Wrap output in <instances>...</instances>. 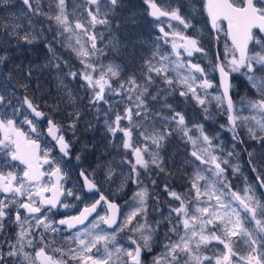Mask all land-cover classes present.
Instances as JSON below:
<instances>
[{"label":"snow or ice","instance_id":"obj_1","mask_svg":"<svg viewBox=\"0 0 264 264\" xmlns=\"http://www.w3.org/2000/svg\"><path fill=\"white\" fill-rule=\"evenodd\" d=\"M0 3L7 4L9 0ZM22 4L27 10L24 15H43L55 24L54 39L59 38L62 46L82 65L79 71L70 68L57 76L58 88L67 97L64 102L74 109L68 113V128L76 129L81 112L77 97L64 83V76L83 82L81 88L86 90L87 107L99 113L100 105H108L104 124L114 138L109 143L125 150L121 164L129 166L118 191L126 183L135 184L137 190L127 212H122L120 205L101 193L77 214L53 219L60 209L74 207L62 197L82 199L72 189H65L62 182L67 173L61 161L71 156V142L65 138L64 125L52 113L41 110L35 95L28 94L30 87L24 79L33 75L31 65L21 79L14 77L11 70L0 73V264L9 261L12 264H69V261L71 264H144L142 255L152 252L162 225L167 226L162 251L152 258L151 264H264V191H261L264 172L258 166L256 150L247 151L246 147L248 141L256 142L261 149L259 164L264 165V0H204V11L216 38L224 32L222 22H226L224 34L231 41L223 58L217 55L210 69L218 73V82L201 63L192 59L197 53L209 55L200 39L186 35L172 23L178 22L183 30L194 27L192 19L181 14L182 5L144 0L148 15L160 22L156 25L161 34L157 41L170 44L171 51H163L156 43L155 50L144 61L140 77L129 76L118 86L113 81L120 76L119 65L97 62L102 49L97 47L98 35L94 30L98 25L110 28L111 15L121 6V0H79L71 13L67 0H51L49 13L43 12L40 0H22ZM192 8L195 10V5ZM162 18L167 19L170 31L162 26ZM6 27L11 29L8 36L18 41L17 50L20 41L32 44L37 39L38 34L31 31L21 35L19 23ZM8 44V40L0 41V66L7 67L14 57ZM110 45L113 51H119L120 41L112 39ZM46 47L51 56L44 67L61 71V57L56 55L51 43ZM16 69L22 70L23 65H16ZM238 78L242 80L234 84ZM241 84L254 90L255 95L241 97L237 102L233 100V92ZM154 87L155 94L151 91ZM177 90L181 97L191 96L206 120L213 118L209 106L215 103L218 113L226 117L219 127L231 133V147L223 141L216 143L220 133L209 135L203 124L189 127L185 114L167 103V96ZM109 97L120 100L112 101ZM149 99L164 102L156 110L149 106ZM121 105L122 110H118ZM56 111L59 105L53 107V112ZM242 111L249 114L242 115ZM45 119L47 135L55 142L53 147H58L59 158L51 156L52 148L42 149L39 140L33 138L32 134L41 135L38 125ZM118 134L120 143L116 144ZM174 134L192 146L193 159L185 161L193 167L188 176L190 187L180 192L165 183L164 203L168 211L165 215L161 201L154 198L157 206L153 211L161 219L153 223L148 212V201L153 197L148 187L140 186L144 183L140 170L149 177L153 168L157 174L171 175L160 153ZM241 145L245 146L248 164L256 176L253 183L244 177L243 188L238 189L227 173L231 169L237 179L242 175L240 164L233 163L240 158L237 148ZM128 152L131 157L127 156ZM76 159L79 161L81 157L77 155ZM44 165L50 170H42ZM115 172L108 164L105 179L111 181ZM79 175L89 193L99 191L97 181L90 178L94 173L81 169ZM151 182L153 186L157 184L155 178ZM13 227L15 236L10 238L8 233ZM125 232L130 233L127 247L118 239ZM58 238L66 246H58ZM214 244L223 247L208 255ZM241 245L245 248L243 253L239 250ZM28 248L34 255L26 251Z\"/></svg>","mask_w":264,"mask_h":264},{"label":"rangeland","instance_id":"obj_2","mask_svg":"<svg viewBox=\"0 0 264 264\" xmlns=\"http://www.w3.org/2000/svg\"><path fill=\"white\" fill-rule=\"evenodd\" d=\"M45 1V6L44 12L49 13V4H51V0H44ZM43 2V0H40V4ZM79 0H67L68 4V11L71 13L73 11V7L76 3H78ZM144 2V0H143ZM157 2L161 5H164L168 2H171L173 6H176L177 4L182 5L181 7V14L188 16L189 19H192V23L194 25L193 28L188 29V30H183L182 25H178V22L173 21L172 23L174 25H177L178 30L185 31L186 35L189 36H194L198 37L201 41V44L204 46V48L208 51L209 55L207 57L203 56L202 54L197 53L192 59L194 62L201 63L202 67H205L206 70L209 71V76L214 77L215 80L217 81V75L216 72L210 71L212 66L216 62V57L219 55L221 58L224 56L225 52V47L230 46L229 43H226L225 41V34L224 32H221L219 35V46L215 47L214 42H213V36L212 34L207 30L208 28V22L205 16V11H204V4L203 1L201 0H157ZM9 5V6H5ZM146 5V4H145ZM192 5H195V10H193ZM24 7V9H22ZM54 7V5H53ZM26 6L22 4V0H9V3L4 4L0 3V29L2 28V31L0 30V41L8 40L9 44L7 45L8 48L11 50L16 49L17 45H13L15 38L9 37L5 35V29L11 30L10 28L6 27L8 25H13L15 23H19L21 25L19 32L22 35L24 32L31 31L33 34H38L37 39L32 43V44H26L22 41L19 42V47H28L29 49H35L38 48L40 51L41 56L38 58H35L34 63L31 64L33 68V74L34 73H40L43 78L49 79L52 81L57 88V90L62 94L63 99L66 100L67 97L64 95V93L58 88L59 81L57 80V76H62L64 73H67L69 69L73 71H79L82 68V65H80L78 59L75 57L74 54H72L67 48L62 46L60 43L59 38L54 39L55 32H56V27L55 24L52 21H49L46 19V17L42 15H33L31 13H27V15H24L25 13ZM146 11H147V17L149 19V25H146V31H147V39L145 38L146 42V50L147 53L144 52L141 57V68L140 71L138 70V77H140L142 67L144 64L145 59L149 58L151 56V53L155 50V44L159 43L161 45V49L165 52H170L171 51V46L170 44H165L163 40L157 41V37L160 36V32L158 27L156 26L159 21H155L152 17L148 15V9L146 5ZM116 13V11H115ZM114 13V14H115ZM29 17H32V20L34 21L35 24H46L45 29H40L36 28L34 26V23H29ZM194 17V19H193ZM163 20V25L165 27L166 31H170L168 28V21L166 18H162ZM112 21V18H111ZM147 22V18H144V24ZM223 26V25H222ZM101 28H103L104 35L98 36L97 39V47L102 49V54L98 56L97 62L98 64L102 65H108L110 63L119 65L120 67V76L113 81L114 86H118L121 80H126L129 75L125 76V70H129V67H131L132 62L134 61L135 65V59L137 57L136 55V46L129 48L128 50H124L122 54H120L118 57L122 58V61L120 59L115 58L116 61H111L110 58L113 56V49L108 52V43L110 40H112L115 36L116 33L112 32L109 34L110 30H106L107 27L98 25L94 31H99ZM224 29V26H223ZM96 33V32H95ZM97 34V33H96ZM12 39V41H11ZM116 39V38H114ZM127 40L132 41L134 40V32L130 33L128 36ZM40 41L43 43L39 45ZM120 41V40H118ZM228 42V41H227ZM51 43L52 47L55 49L56 55L61 57V71H57L56 68L54 67H44V65L48 64L49 58L51 56V53H49L48 48L46 47L47 44ZM121 43V42H120ZM121 47V46H120ZM44 48V50H42ZM28 50V49H27ZM18 52L14 55L11 60V63L7 66H0V73H7L8 71H12L13 76L17 77L18 79H21L24 77V75L27 72V63H22L19 61V59L23 58L26 52ZM121 51V50H120ZM29 59H34V57H29ZM64 61H67V65L64 64ZM11 65V67H10ZM16 65H23L22 70H17ZM127 65V67L125 66ZM32 77V76H31ZM31 80H34L31 78ZM242 80V78H238L237 80H234L233 83L237 84L239 81ZM30 79H24L25 83H28ZM35 81V80H34ZM218 82V81H217ZM64 83L67 84L68 88H70L73 91L74 96L77 97V105L79 107V110L81 112V117L80 118H85V121H81L82 125L86 123V130L92 131L95 129H100L104 134L107 135V137L110 140H113L114 138L111 137V135L107 132L106 126L104 124V111L107 110L108 105H100L99 106V113H97V109L87 107V96L85 94V89L81 88V84L83 83L79 78L73 80L70 77L64 76ZM78 86V88H77ZM66 91V90H65ZM153 94H155L156 89L155 87L151 89ZM212 91V90H209ZM40 94L39 91H37L36 87H34L32 90H29V95H35L37 98V102H46V98H38V95ZM80 93V94H76ZM42 94V93H41ZM215 94V92H213ZM47 96L53 95V94H46ZM174 97L176 98L175 100L177 101L176 103L179 102V104L183 107H173L177 111H180L185 114V117L187 118L190 116V124L189 127H191L193 124H203L205 126V129L209 135H215L217 132L220 133V140H217L216 143H221V141L225 142L228 144L229 147H231V133H227L224 131L220 130L219 125L222 123L226 122V117L224 115H220L218 113V110L215 107V103L213 102L209 107H210V112L212 114V119H205L204 118V113L202 109L196 104L194 100H192L191 96L189 95L188 98L181 97L179 95V90L173 93ZM255 95L254 90L248 89L245 86L241 84L239 87L238 91L233 92V100L234 101H240L241 97L248 96V97H253ZM82 98V99H80ZM110 100L112 101H119L120 97H109ZM53 101V100H52ZM164 101H151L149 99L148 103L149 106L159 110L161 104ZM60 103L61 105H67L70 106L66 103L62 102H56ZM167 103H170V99H167ZM71 107V106H70ZM123 105L120 106V109L122 110ZM237 108H240V105L237 104ZM72 111L74 109L72 108ZM242 115H248L249 113L247 111H242ZM114 118V117H113ZM124 124H127V121H124ZM176 135V134H175ZM243 135V132H242ZM176 137L179 140H182V143H186L179 135H176ZM245 139L247 140V137L245 135ZM168 141H166L165 145L167 144ZM115 143L119 144L120 143V135L118 134L117 138H115ZM189 144V143H187ZM108 145L110 146V150L105 154L104 157L100 160L102 153L94 158L93 160L98 161L97 163H91L89 159H86V171L87 173H94V175L90 176L91 179H94L97 181V185L99 186L101 192L111 200L116 201L120 206L122 212H127L128 211V204L131 203V197L133 193L137 190V186L135 184L131 183H126L124 184L122 190L118 191V188L120 187L121 180L123 178V174H127L129 172V166L121 164L122 158L125 156V150L122 147H114L112 144L108 142ZM190 146V152L192 150V146ZM247 150H248V142H247ZM256 148L260 149L259 145L255 146ZM86 150V147H84ZM238 151V149H237ZM240 152V151H238ZM161 154V153H160ZM128 157H131V153H127ZM180 158V156H179ZM248 158V157H247ZM193 159V158H192ZM190 159V160H192ZM239 163L242 169V175L240 176L239 179L234 177L232 175L231 169L228 170V176L231 178L232 184L238 188L242 189L244 185V177L248 178L249 183L255 182V174L253 177H251V174L248 172V170L245 168L244 163L239 159L238 161L234 160L233 163ZM197 164L199 163L198 161L196 162ZM77 164V168H85L84 166V160L81 158L79 161H75V165ZM108 164H111L113 168H115L116 172L111 181H107L105 179V169ZM190 170L188 172V176H190L193 172V167L190 165ZM75 168V170H77ZM168 171L171 173V175H174L175 178V187H173L174 190L180 191V192H185L189 187V180L188 176L185 177V174L180 175L177 172V167L176 166H168ZM141 171V179L144 181L143 184H141V187H148L150 196L153 197V199H149L148 205H149V221L153 222L157 219H161L158 213H155L153 211V208L156 207V197L159 198L161 201V210L167 214L168 207L167 204L164 203L167 200L166 193L163 192V186L159 187L158 184L155 186L152 185L151 178H156L157 175L149 177L147 173L144 172L143 169ZM152 172H157L156 169H152ZM153 173H151L152 175ZM73 175V174H72ZM166 175V174H165ZM210 175V174H209ZM74 182L76 185V180L75 177L76 175L74 174ZM170 176V175H166ZM184 179V181L182 180ZM184 182V184L181 186V184ZM77 186V185H76ZM77 194H79L80 189L77 187V190H75ZM89 199H93L92 196L86 197V202L89 201ZM127 202V203H126ZM62 211V210H60ZM68 211V209H66ZM102 211V210H101ZM121 219L123 217L121 216ZM167 231V226L162 225L161 228L159 229V239L158 242L155 244L153 247V250L151 253H144L142 255V258L144 260V264H151L152 258L156 255H158L162 251V245L164 243V234ZM130 235V233H122L119 236V241L121 244H124L126 247L128 246V240L127 237ZM175 239V237H174ZM222 245H215L213 246L212 250L209 251L207 254L212 255L213 252L217 250V248L222 249ZM240 252L243 253L245 251V248L243 245L240 247ZM125 259H127L125 257Z\"/></svg>","mask_w":264,"mask_h":264},{"label":"trees","instance_id":"obj_3","mask_svg":"<svg viewBox=\"0 0 264 264\" xmlns=\"http://www.w3.org/2000/svg\"><path fill=\"white\" fill-rule=\"evenodd\" d=\"M200 3H201V0H200ZM41 5H42V10L44 12V8H43L45 6L44 0L41 3ZM5 6H9V5H5ZM22 9H24V7ZM133 17H134V22L132 19ZM111 18H112L111 26L110 28H106V30H110L109 34H111L112 32L116 33V36L114 38H116L115 40H120L121 52L123 53L124 50L126 51L129 48L134 47V46L137 47L136 48L137 57L135 59L136 63L134 65L133 64L134 61H133L131 64L132 65L131 67L132 69H135L136 73H138V70L140 71V68H141L142 54H144V52L147 53L146 45H145V42H146L145 38L147 39L148 37H147V31H146L145 26L149 25V19L147 17L146 5L144 4L143 0H121V6L116 10L115 14L111 15ZM144 18H147V22L145 24H144ZM31 22L34 23V21L32 20V17H31ZM34 26L36 28L40 27V29L44 30L46 24H35L34 23ZM0 30L2 31V28ZM207 30L210 32L209 28H207ZM8 31L9 30L5 29L6 36H8ZM104 31L105 30L101 28L99 31H95V32L97 33L98 36H101V35L103 36ZM132 32H134V40L129 41L127 40V38ZM13 40H14L13 45H17L18 41L16 39H13ZM225 41L226 43H228L226 35H225ZM42 43L43 42L40 41L39 45ZM108 45H109L108 48L110 51L112 49L110 45V41ZM218 46L219 44H217V47ZM26 50L28 52L23 54L24 57L19 59V61L22 63H27V66H29L32 63H34V60H36L35 58H38L41 56L38 48L29 49L28 47L20 46L18 50L16 48V49H13L12 52L15 55L18 52L24 53V51ZM42 50H44V48ZM117 52L118 51H114L113 53H115L116 55ZM112 56H113L112 58L110 57L108 58L111 60H114L115 59L114 54ZM29 57H34V59H29ZM11 60L12 59L9 60L8 65L11 63ZM31 78L34 79L35 81L31 80ZM31 78H30V81L28 82L30 90L36 87L37 91H39L40 94L41 93L42 94H61L55 87L54 83L50 81L49 79L43 78V76L40 73H34ZM76 94H80V93H76ZM167 99H170V103L173 107L181 106L179 102L176 103L177 101L175 100L176 98L174 97L173 94L167 96ZM186 121L188 124H190V116L186 118ZM109 141L110 139L100 129H95L89 132L86 130V159H89L91 163H97L98 161H95L93 159L102 153V156L100 158L101 160L102 157H104L105 154L110 150V146L108 145ZM256 145H258L256 142L248 141L247 151H253L254 149L256 150L258 166H260L261 171L264 172V165L259 164V160H260L259 153L261 149L256 148L255 147ZM244 147L245 146L241 145L237 148L238 151H240L239 159H241V161L244 163L245 168L251 174V177H253L255 173L251 171V167L248 164V158H247L248 156H247V152L244 151ZM161 156L164 158L165 167L167 169L169 165L176 166L177 172L180 175L185 174V177L188 176V172L191 167L190 165L185 164V161L192 159V157L190 156L189 144L182 143V140H179L174 134L171 137H169L166 146H164L163 149L161 150ZM152 173L153 174L151 176L157 175L155 179L157 180V184L159 187L163 186L165 183L169 184L171 188L175 187L176 183H175L174 175L166 176L164 173H159V174H157V172H152ZM182 180L184 181V179Z\"/></svg>","mask_w":264,"mask_h":264},{"label":"flooded vegetation","instance_id":"obj_4","mask_svg":"<svg viewBox=\"0 0 264 264\" xmlns=\"http://www.w3.org/2000/svg\"><path fill=\"white\" fill-rule=\"evenodd\" d=\"M37 95H38V98L39 97L46 98V102L44 103L39 102L41 106V110L52 113L56 121L64 125V135H65V138L71 142L72 151H71L70 157H65L61 161V166L64 169V171L67 173V177L62 182L64 184L65 189H72L75 194H77L75 190H77V187H78L80 189V192L77 195H80L82 197L80 201L75 200L74 196L66 197V198L62 197L65 203L72 204L74 205V207L69 208L68 211H66V209H60L62 211L59 210V212L55 216L52 217L53 219H59L61 218V216L65 214H77L79 210L85 206V204L94 202V200L98 198L99 192L100 193L102 192L99 186L97 185V187L99 188L98 192L92 193V194H86V191L84 190V187H83V178L79 175L82 168H77V164L75 165V161L77 163L76 156L79 155L84 160L85 168L83 169L86 170V150L84 149V147H86V123L84 125H82L81 123V121H85V118H80L77 121L76 129L71 130L68 128V123H69L68 113L72 112V107L67 106V105L66 106L61 105L60 103H56V102L65 103L64 102L65 100L63 99L62 94H53L50 96H47L46 94H37ZM56 105H59V111L53 112V107ZM22 127L24 128L25 131L28 130L27 126H22ZM46 127H47V120L45 119L44 121L40 122L38 125L41 135L39 137H36L35 134H32L33 138H37L39 140L42 149L52 148V152L50 153L51 156L59 158L61 154L59 153L58 147H53L55 142L51 139V137L47 135ZM75 168H77V170H75ZM42 170L48 171L50 169L48 165H44ZM72 174L76 175L75 180H76L77 186L75 185L74 176ZM45 180H47V177H45ZM89 196H92L93 199H89V201L86 202V197H89ZM15 231L16 229L14 227L11 228L10 232L8 233L10 238H14ZM62 235L66 236V235H69V233H63ZM38 239L39 237H37V241ZM57 245L66 246L64 244V241L59 238L57 239ZM39 246H40L39 243H37V247ZM26 251L32 252L34 255V252L31 248L26 249ZM56 255H58V253ZM65 259L67 258L65 257ZM8 264H12V261H9ZM69 264H71V261H69Z\"/></svg>","mask_w":264,"mask_h":264},{"label":"water","instance_id":"obj_5","mask_svg":"<svg viewBox=\"0 0 264 264\" xmlns=\"http://www.w3.org/2000/svg\"><path fill=\"white\" fill-rule=\"evenodd\" d=\"M203 3H204V0H203ZM205 14H206V12H205ZM206 18H207V20H208L207 14H206ZM223 23L225 24V30H227V23H226V22H223ZM208 25H209V29H210V31L212 32V34H213V36H214V40H215V42L217 43L218 39L216 38V33L212 31L211 26H210L209 23H208ZM228 42H229V44L231 45V41H230L229 39H228ZM216 75H217V81H218V79H219V75H218V73H216ZM83 187H84V182H83ZM84 190L86 191V193H89L85 188H84ZM261 191H264V190H261ZM94 192H96V191H93V192H91V193H94Z\"/></svg>","mask_w":264,"mask_h":264}]
</instances>
